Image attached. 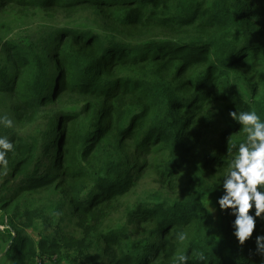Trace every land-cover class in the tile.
I'll return each mask as SVG.
<instances>
[{
	"label": "trees",
	"instance_id": "16d2710c",
	"mask_svg": "<svg viewBox=\"0 0 264 264\" xmlns=\"http://www.w3.org/2000/svg\"><path fill=\"white\" fill-rule=\"evenodd\" d=\"M6 3L23 14L0 20V114L14 120L0 126L14 143L0 171L1 264H175L181 253L264 264V219L240 245L217 204L227 149L244 138L229 113L264 119L256 3L0 0V15ZM51 11L65 22L27 19ZM150 152L162 175L184 176L180 194L121 205L141 170L131 154Z\"/></svg>",
	"mask_w": 264,
	"mask_h": 264
},
{
	"label": "clouds",
	"instance_id": "9594fccd",
	"mask_svg": "<svg viewBox=\"0 0 264 264\" xmlns=\"http://www.w3.org/2000/svg\"><path fill=\"white\" fill-rule=\"evenodd\" d=\"M229 116L241 125L239 131L244 138L227 149L228 170L221 178L223 194L217 204L221 211H229L235 217L233 235L243 245L252 237L258 218L264 219V119L254 109L231 111ZM0 126L11 129L14 120L0 114ZM13 151L14 143L8 136L0 135V171H7V157ZM177 239L185 241L187 234L180 232ZM256 245L257 250L264 253V235H257ZM188 259L181 253L177 255L175 264H188ZM200 259H204L203 255Z\"/></svg>",
	"mask_w": 264,
	"mask_h": 264
},
{
	"label": "rangeland",
	"instance_id": "374dc122",
	"mask_svg": "<svg viewBox=\"0 0 264 264\" xmlns=\"http://www.w3.org/2000/svg\"><path fill=\"white\" fill-rule=\"evenodd\" d=\"M256 3V11L261 12L260 16L261 21H264V0H253ZM23 12L21 10L15 9L11 4L6 3L2 13L0 15V20H9L13 21L14 16L21 15ZM32 15V14H31ZM28 15V21L35 20V22H45L61 24L65 22V14L61 11H51V15L45 16L43 12H37L35 15ZM74 17L73 22L78 26L79 24L84 23L83 13H71ZM134 162L141 163V170L139 171L137 184L133 187L129 194L120 199L119 202L122 204L132 203L133 200L138 195H160L164 196H178L183 188L185 178L181 172L176 174L164 176L160 171V164L162 163V157L158 152L143 153L139 156L131 154ZM140 166V165H137ZM2 229V227H0ZM32 235L36 237V232H32ZM9 245L3 247L2 253L0 254V264L8 260V258L3 257L7 254ZM6 264H10L7 262ZM37 264H69L68 262H48L46 260L39 259Z\"/></svg>",
	"mask_w": 264,
	"mask_h": 264
},
{
	"label": "water",
	"instance_id": "95a60500",
	"mask_svg": "<svg viewBox=\"0 0 264 264\" xmlns=\"http://www.w3.org/2000/svg\"><path fill=\"white\" fill-rule=\"evenodd\" d=\"M13 264H17V263H13Z\"/></svg>",
	"mask_w": 264,
	"mask_h": 264
}]
</instances>
